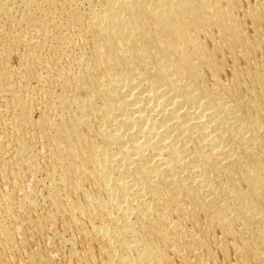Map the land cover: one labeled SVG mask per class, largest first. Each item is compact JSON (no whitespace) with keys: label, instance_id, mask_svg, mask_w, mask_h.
Returning a JSON list of instances; mask_svg holds the SVG:
<instances>
[{"label":"bare ground","instance_id":"bare-ground-1","mask_svg":"<svg viewBox=\"0 0 264 264\" xmlns=\"http://www.w3.org/2000/svg\"><path fill=\"white\" fill-rule=\"evenodd\" d=\"M240 4V0H0V41L7 40L10 46L21 42L1 30L3 23L15 21L18 25L27 22L36 32L45 29L51 32L54 30L51 28L61 25L73 28L83 43L74 50L72 63L77 73L71 75L72 70L69 73L58 68V74L64 76L63 92L58 105H49L51 111L63 112L62 122L52 126L54 121L47 116L40 122L33 120L42 130L38 137L46 142L50 172L48 168L46 171L53 183L46 211L38 214L41 216L38 221L18 217L16 211L26 213L30 204L28 193L22 196L25 199L15 200L18 203L14 210L13 197L0 189V255L5 260L12 262L11 255L20 249L17 232L22 233V242L30 245L23 226H29L31 237L43 240L48 235V226L53 228L63 219L66 230L79 231L90 242L91 248L86 257L79 259L80 264H99L90 254L96 244L104 251L105 258L100 264H197L191 258L206 254L214 259L210 247L213 232L202 227L199 234L191 233L188 223L196 225L205 220L222 235L221 254L227 256L229 250L236 253L233 243L240 232L245 258L237 264H264V214L259 215L253 207L254 197L237 187L240 176L244 186L253 187L255 198L264 199V131L260 130L264 123L261 104L264 92L260 98L253 93L245 99L237 76L231 85L222 84L223 73L205 55L201 40L202 35L214 30L221 39L228 38L226 44L222 42L216 47L219 55H233L236 46L242 45L243 53L236 57L237 61L264 50V37L257 29L264 20V3L249 13L255 25V48L242 30L227 21ZM65 8H70L69 16L65 15L67 19ZM67 42L63 36L60 45L52 47L51 54L44 44H33L30 40L24 43L27 53L20 72L22 80L35 77V68L39 67L47 72L49 83L57 82L53 65H57L56 58L67 52ZM205 70L209 71L211 81L204 77ZM15 75L13 72L2 76L0 90ZM246 76L251 89L258 85L264 89V73L247 71ZM37 80L39 83L40 79ZM20 106L21 122L33 127L30 106L24 101H20ZM18 141L22 150L33 146L32 140L29 144L24 138ZM39 155L35 154L31 163L27 161L28 168L45 163ZM17 162L22 161L7 164L11 163L9 168L20 179L24 168ZM34 215L37 216L35 211ZM69 238L63 241L60 238L63 245L71 243ZM45 251L33 250L27 264H53ZM237 255L240 257V253Z\"/></svg>","mask_w":264,"mask_h":264},{"label":"rangeland","instance_id":"rangeland-1","mask_svg":"<svg viewBox=\"0 0 264 264\" xmlns=\"http://www.w3.org/2000/svg\"><path fill=\"white\" fill-rule=\"evenodd\" d=\"M241 1V4H240V7H239V9H238V11L235 13V15L234 16H232L231 18H229L227 21L229 22V23H231V24H233L234 26H235V28H238V29H240V30H242L243 31V33H244V37L248 40V42H250L251 43V46L252 47H257V39L255 38V36H254V30H255V25H254V23H253V21L252 20H250V18H249V13H250V11H251V9H253L255 6H257L258 4H262V3H264V0H240ZM68 11V13H66L67 11ZM70 12V8H65V14H64V16L65 15H68L69 16V13ZM35 13L36 14H38V8H36L35 9ZM21 15L19 14V17H20ZM68 16H65L64 17V19H67L68 18ZM9 22V23H8ZM261 22V24H259L258 25V27H257V29H258V32L259 33H261V35L264 37V20H262V21H260ZM10 23H15V24H10ZM27 22H25V23H23L22 25H18L15 21H7V22H5V24L3 23V26H2V31L4 32V35H5V32L7 33V35L6 36H10V33H11V35H13V36H16V38H18L19 40H21V42H19L18 44H13L14 46H10L9 44H8V41L7 40H2V41H0V51H2L1 50V48L3 49V53L2 52H0V62H2L3 61V63H2V67H0V78H2V76L4 77V76H8V75H10V74H12L13 72L14 73H17V75H15V76H10V77H12V79L10 80V81H8L7 82V85H6V82L4 83V85L2 86V89H3V91H2V89L0 90V96H1V98H2V96L4 97V99H1L0 98V136L2 137V139H3V142H0V150H1V152H0V182L2 183V184H4L3 186H2V184L0 183V186H2L0 189L1 190H3V192H6V193H8L9 192V195H11V197H13V199H14V201L16 200V201H20V200H22V199H25V197L23 198L22 196H26V194H27V198L28 197H30V199H31V201H30V204H28V206H26V208H27V211H26V213L24 212V210H22V211H16V214H17V216L18 217H22V218H24L25 220H27V221H32V220H34V221H38L40 218H41V216H39V215H42V214H44V212L46 211V209H47V206L46 205H48V202H49V200H50V197H51V195H50V193H51V183H52V181L51 180H49V175H50V167H49V165L48 164H50L49 163V161L47 162V160H49V158H48V156H46L47 154H46V142L43 140L41 143H40V141H41V139H40V137H38L39 135H40V133L42 132V130H41V128H40V126L38 125V122H40V120L42 119V117L44 118L45 116H47V117H49L48 119L49 120H52V121H54V122H52V121H50V122H52V126L53 125H55V126H57L58 124L60 125V123L62 122L61 121V119L63 118V116H64V114H62L63 112L62 111H59V110H53V111H51L50 110V105L49 104H56V105H58L57 103L59 102L58 101V98H59V96L62 94V92H63V90H62V86H61V84H62V82H63V78H64V76H63V78L58 74V68H60V70L62 69H67V71L69 70L70 72H71V70L73 71V72H69L71 75H73V73L75 74V73H77V70L74 68V66H73V64L74 63H72L73 61L75 62V56H74V54H76L75 52L77 51V49H78V47H80L81 45H83V43H81V41H80V39L81 38H79L78 36H77V31L75 30V29H73V28H68L70 31H68V29H65V27H63L62 25V27L60 26V27H57V28H51L53 31H46V29L45 30H42V32L41 31H39V30H37V32L35 31V29L33 30V29H30V27L26 24ZM13 25H14V30H13ZM16 26V27H15ZM3 27H5V28H3ZM10 27V28H9ZM19 27H21V28H19ZM7 28V29H6ZM9 28V29H8ZM25 29H27V31L25 30ZM61 29V30H60ZM6 30V31H5ZM32 30V31H31ZM13 31V32H12ZM30 31L31 32H33L32 34H30ZM45 31H46V34H45ZM59 31V34L57 33V32ZM61 31V32H60ZM16 32H18V34H19V32H20V34L19 35H17V33ZM39 32V33H38ZM71 32H73V33H75V34H73V33H71ZM15 33V34H14ZM24 33V34H23ZM35 33V34H34ZM41 33V34H40ZM48 33V34H47ZM50 33V34H49ZM54 33V35H52ZM56 33L58 34V35H56ZM65 35H64V34ZM21 34H22V37H21ZM67 34H70V35H67ZM24 35V36H23ZM28 35H29V37H28ZM47 35V36H46ZM17 36H19V37H17ZM40 36H42V37H40ZM46 38H45V37ZM54 36V37H53ZM56 36V37H55ZM66 37V42H67V46H68V50H67V52L63 55V56H59L58 58H56V61H57V65H53V71H55L54 73H55V75H57V82H53V83H49L48 81H47V77H48V75H47V72H45V70H42L41 68L39 69V67H38V69H37V67L35 68L36 69V72H35V77H30L29 79H28V81L27 80H22V78L23 77H21L20 76V72L22 71V66H23V64H24V62H25V55H26V53H27V49H26V47H25V45H24V43H26L27 41H29L30 40V42H32L33 44H40V45H42V44H44L45 46H47L46 47V51L49 53V54H51V49H52V47L53 46H57V45H60V43H61V38L62 37ZM69 36H72V38L70 37L69 38ZM47 37H48V39H47ZM60 37V38H59ZM45 38V39H44ZM49 38L51 39V41L52 42H50V40H49ZM31 39H33L32 41H31ZM39 39H40V41H39ZM24 40H27V41H24ZM38 40V42H36ZM201 40L203 41V43H204V45H205V55L209 58V59H213L215 62H216V64H217V67H218V69L219 70H221L222 71V76L220 77V82L222 83V84H224V85H231L232 83H233V81H234V77L235 76H237L238 78H239V83H240V85H241V89L244 91V94L242 95L245 99H247L248 97H249V95L250 94H253V93H255V95L257 96V97H261V95L263 94V92H264V89L260 86V85H258V86H256L255 88H250V86H251V84L249 83V80H248V78H247V76H246V72L247 71H260V73H264V50H261V51H257V53L253 56V57H251V58H246V57H244V58H242V59H240V60H236V57L237 56H240L242 53H243V46L241 45V46H236V48H235V52L233 53V55H231V54H229V53H226V54H221V55H219V54H217L216 53V47L220 44V43H222V42H224V44H226L228 41H229V39L228 38H226V40H223V39H221V37H220V34L216 31V30H214V31H212L209 35H202L201 36ZM42 41V42H41ZM79 42L78 44L76 43V42ZM69 42H70V44H69ZM73 42V43H72ZM75 42V43H74ZM72 43V44H71ZM4 45H6V46H4ZM21 45H22V47H21ZM76 45V46H75ZM77 45H78V47H77ZM21 47L22 48V50H25V51H22L21 50V48H19V47ZM77 47V48H75V47ZM9 47V48H8ZM12 47H14V48H12ZM18 49H19V51H18ZM72 49V50H71ZM9 50H14L13 52H15L14 54L12 53V51H9ZM15 50H17V51H15ZM74 50H76V51H74ZM8 51V52H7ZM11 53V55H10V53ZM24 54H23V53ZM70 53V56H68L69 55V53ZM6 53V54H5ZM3 54V55H2ZM5 54V55H4ZM9 54V55H8ZM68 54V55H67ZM1 56H3V57H1ZM10 56V57H9ZM20 56H23V57H20ZM68 57V60H67V57ZM65 57H66V59H65ZM74 58V60H73V58ZM7 58V59H6ZM24 60H23V59ZM20 59H22V60H20ZM61 59V60H60ZM7 62H8V66H6L7 65ZM60 62V64H58ZM71 63V66H70V63ZM34 63V62H33ZM66 63H68V67H67V64ZM6 64V65H5ZM64 64V65H63ZM10 65V66H9ZM61 66V67H60ZM66 66V67H65ZM4 67V68H3ZM6 67V68H5ZM8 67V68H7ZM13 67V68H12ZM72 67V68H71ZM4 70H8V71H3V69ZM57 68V69H56ZM13 69H14V71H13ZM42 72H41V71ZM61 70V71H62ZM65 70H63V71H65ZM38 71V72H37ZM3 72V73H2ZM5 72V73H4ZM39 73H41V74H39ZM53 73V74H54ZM18 74H19V76H18ZM42 74H44L43 76L44 77H42L43 79H45V81H43V79L41 78V75ZM46 74V75H45ZM37 76V77H36ZM60 76V77H59ZM204 77L206 78V79H208L209 81H211L212 80V78H211V75H210V73H209V71L208 70H205L204 71ZM40 79L39 80V83H38V80H37V82H36V79ZM22 80V81H21ZM34 80V81H33ZM42 80V81H41ZM59 80V81H58ZM21 81V82H20ZM25 81V82H24ZM61 81V82H60ZM47 82V83H46ZM10 83V84H9ZM37 83H38V85H37ZM40 83H42V85L40 84ZM16 84V85H18V88H15L14 87V85ZM23 84V85H22ZM46 84V85H45ZM56 84V85H55ZM53 85V86H52ZM26 86H27V88H26ZM6 89H5V88ZM9 87V88H8ZM33 87V88H32ZM46 87V88H45ZM213 87H214V85H213ZM35 88V89H34ZM40 88H42V89H40ZM12 89H14V91H11ZM37 89V90H36ZM47 89V90H46ZM59 91H58V90ZM18 91V93H20V94H18V93H16L17 91ZM33 90V91H32ZM20 91V92H19ZM31 91H32V93H31ZM44 91V92H43ZM2 92H5V94H3ZM25 92H26V96H25ZM36 92V93H35ZM10 93V94H9ZM14 93H16V94H14ZM48 93V94H47ZM13 95H16V96H13ZM28 95H29V97H28ZM30 95H33L32 97L30 96ZM36 95L38 96V97H36ZM49 95V96H48ZM8 96V97H7ZM11 96H12V99H11ZM52 96V97H51ZM19 97V98H18ZM34 97H36V98H34ZM26 98H27V100H26ZM56 100H55V99ZM6 99V100H5ZM8 99V100H7ZM11 99V100H10ZM36 99V100H35ZM52 99V100H51ZM7 101L6 102V105H5V101ZM17 100V101H16ZM41 100V101H40ZM53 100H55V101H53ZM12 101V102H11ZM14 101V102H13ZM16 101V102H15ZM20 101H24L27 105H29L30 106V108H31V110H32V118H31V120L33 121V120H39L38 122L37 121H33L32 123H33V127L32 126H27V125H25L23 122H21V116H18V115H21V106H20ZM30 101H32V102H30ZM52 102V103H51ZM13 103H14V105H13ZM4 104V105H3ZM10 104V105H9ZM261 104H262V106H264V101L262 100V102H261ZM17 105V106H16ZM35 106H37V107H35ZM16 107H18V108H16ZM39 107V108H38ZM47 107V108H46ZM12 109V110H11ZM16 109V110H15ZM34 109V110H33ZM18 110V111H17ZM250 110L253 112V110L250 108ZM6 111V112H5ZM9 112V113H8ZM2 113H3V115H2ZM45 113H46V115H45ZM48 113V114H47ZM56 114V115H53V114ZM254 113V112H253ZM63 116H62V115ZM7 115V116H6ZM59 115H61V116H59ZM58 116V117H57ZM2 117L4 118L3 120H2ZM16 117V118H15ZM19 117H20V119H19ZM8 118V119H7ZM19 120H18V119ZM52 118V119H51ZM15 119V120H14ZM54 119V120H53ZM4 120H5V123H4ZM10 120V121H9ZM9 121V122H8ZM11 121H16V123L14 122H12L11 123ZM7 122V123H6ZM57 122H59V123H57ZM251 122V121H250ZM9 123H11V124H9ZM55 123V124H54ZM2 124H4V125H2ZM6 124V125H5ZM16 124V125H15ZM9 125V126H8ZM10 125H13L14 126V130L12 129L13 128V126H10ZM37 125V126H36ZM21 126V127H20ZM36 126V127H35ZM23 127V128H22ZM25 127V128H24ZM33 128H34V130H33ZM37 128V129H36ZM12 130V132L11 131H8V130ZM17 129V130H16ZM23 129V130H22ZM27 132V134L25 135L24 134V132L25 131ZM40 130V131H39ZM260 130L261 131H264V123H262L261 124V128H260ZM4 131H6V132H4ZM16 131H18L19 133H21V134H23V135H21L20 136V134L18 133V132H16ZM30 131H32V132H30ZM36 131V132H35ZM52 131H54V130H52ZM23 132V133H22ZM25 132V133H26ZM5 133V134H4ZM32 133V134H31ZM8 134V135H7ZM15 134L17 135L18 134V136H15ZM39 134V135H38ZM4 135V136H3ZM12 135V136H11ZM11 137L10 139L9 138H6V137ZM22 136H33L32 138H25V137H22ZM13 137H14V139H13ZM25 139V140H28L29 142H28V144L30 143V141H31V143H30V145H33V146H31V148H30V150H22L21 148H20V146H19V141L18 140H20V139ZM37 138V139H36ZM1 139V138H0ZM1 139V140H2ZM6 139V141H4ZM16 139H18V140H16ZM30 139V140H29ZM33 139H34V141H33ZM37 140V141H36ZM17 141H18V143H17ZM36 142H38V143H40V144H42L41 146H40V144H38V143H36ZM3 143V144H2ZM12 143V144H11ZM9 144V145H8ZM45 144V145H44ZM3 147H2V146ZM11 145V146H10ZM35 145H37V146H35ZM8 146V149L6 148V147ZM13 146V147H12ZM38 146H39V150H41V148H42V150L40 151L41 152V154L43 153L44 155H41L40 154V152H39V150L38 149H36V148H38ZM14 148H19L20 149V151L18 150V151H15V150H12V149H14ZM32 148H34L33 150H31ZM4 149V150H3ZM36 149V150H35ZM24 151V154H22L21 152L22 151ZM38 150V151H37ZM5 151V152H4ZM11 151V152H10ZM37 151V152H36ZM44 151V152H43ZM36 152V153H35ZM9 153V154H8ZM14 153V154H13ZM18 153V154H17ZM28 153H31V154H28ZM6 154V155H5ZM22 155V157H21V155ZM27 154V155H26ZM36 154V156L37 155H39L41 158H42V160H43V162H45L48 166H46L45 165V163H42L41 161L42 160H40V164L41 165H43V167L39 164V166H38V168H35V169H32V168H28V165L34 160V157H36V156H34ZM17 155V156H16ZM30 155H32V156H30V158H29V156ZM3 156V158H1ZM8 156V157H7ZM16 156V157H15ZM20 156V157H19ZM5 157V158H4ZM10 157V158H9ZM12 157V158H11ZM48 158V159H46V158ZM15 158V159H14ZM23 158H25L24 159V161L26 162H24L23 161ZM27 158H29V159H27ZM7 159H10L9 161L7 160ZM32 161H31V160ZM6 160V161H5ZM22 161V162H17V164L20 166V168L22 167V168H24V175L23 176H21L20 177V179H19V177H17V176H19V175H17V173L14 175V172H15V170L14 169H12V168H9V165L11 164V163H15L16 161ZM29 160H30V163H28L29 162ZM45 160V161H44ZM11 161V163H8L7 164V162H10ZM28 161V162H27ZM28 163V164H27ZM3 166H2V165ZM24 164H26V165H24ZM46 166V167H45ZM249 166H253V164L252 163H249ZM41 167H42V170H41ZM4 168V171L2 170ZM9 168V170L11 169L12 170V172L11 171H9V170H7ZM47 168H48V170H47ZM28 169V170H27ZM30 169V170H29ZM39 169V170H38ZM35 170V171H34ZM49 171V172H47V171ZM25 171L26 172H28V173H25ZM31 171V172H30ZM33 171L35 172V173H33ZM38 171V172H37ZM11 172V173H10ZM16 172H17V169H16ZM30 173H31V175H30ZM46 173H47V176H46ZM49 173V174H48ZM264 173V172H263ZM1 174H3V175H1ZM11 174V176H9ZM28 174V175H27ZM34 174V175H33ZM9 176V178H11V179H8V176ZM26 175H27V177H26ZM37 175V176H36ZM29 176V177H28ZM2 177H4V178H2ZM16 180H14L13 178ZM24 177H25V179H24ZM45 177V178H44ZM48 177V179L46 180V178ZM238 177V182H237V187L241 190V191H243V192H245V194L247 193V194H250V196H252V197H254V199H255V201H253V207H255V209H256V212H260V214L259 215H262V214H264V199L263 200H258L257 198H255V195H254V192H253V187L252 186H244L243 185V183H242V180H241V178H240V176H237ZM44 178V179H43ZM44 181H43V180ZM1 180H4V181H1ZM39 180V181H38ZM40 180H42V181H40ZM37 181V182H36ZM49 181H50V183H49ZM15 182V183H14ZM40 184H39V183ZM42 182H44V184L45 185H47V186H45V185H43V183ZM48 182V183H47ZM34 183H37V184H34ZM21 185V186H18V185ZM39 184V185H38ZM42 184V185H41ZM23 185V186H22ZM37 185V186H36ZM52 185H53V183H52ZM36 186V187H35ZM3 187H5V188H3ZM17 187V188H16ZM22 187V188H21ZM48 187H50V188H48ZM3 188V189H2ZM9 190H8V189ZM15 189V190H14ZM6 190V191H5ZM20 190H21V192H20ZM23 190V191H22ZM33 192H32V191ZM46 190H48L47 192L49 193V194H47V192H46ZM13 191V192H12ZM24 191H26V192H24ZM24 192V193H23ZM31 192H32V194H31ZM13 193V194H12ZM20 193V194H19ZM23 194V195H22ZM29 194L33 197H31V196H29ZM34 194H35V196H34ZM16 195H18V197L16 196ZM47 195H49V196H47ZM36 196L39 198V201H37V199L38 198H36ZM49 197V198H48ZM20 200H19V199ZM42 200V201H41ZM14 202L15 203V205H14V210H16V208H17V203L18 202ZM36 202V203H35ZM38 202H40V203H38ZM31 203H32V205H31ZM37 203H38V205H37ZM44 203H45V205H44ZM35 204V205H34ZM29 206H31V207H29ZM42 206V207H41ZM46 206V207H45ZM37 208V209H36ZM42 210H41V209ZM32 210H34L35 211V214H37V216L36 215H34V211H32ZM44 210V211H43ZM38 211V212H37ZM43 211V212H42ZM21 212H24V213H21ZM37 212V213H36ZM41 212V213H40ZM19 214V215H18ZM39 214V215H38ZM29 215H30V217H29ZM39 216V217H38ZM28 218H29V220H28ZM35 218V219H34ZM37 219V220H36ZM205 219V218H204ZM175 220H178V219H175ZM189 225H188V228H189V232H191V233H194V234H199L200 232H201V230H202V227L203 228H206V227H209V228H211V230H212V232H213V238L212 239H214L213 241H212V243L210 244V247L212 248V252H211V254H213L214 255V259L213 260H211V258H210V255H206V254H202L199 258H197V259H194V258H191L192 259V261L193 262H195V263H197V264H237V262L239 261V262H242V260L245 258V256H244V253H243V251H241L242 249H241V241H240V238H239V236H240V232H237V236H236V241L233 243V247L235 248V250H236V253H234V251L233 250H229L228 251V255L227 256H224L223 254H221L220 253V250H219V247H220V245H221V243L223 242V239H222V235L219 233V231L217 230V228H215V226L213 225V224H207L206 222H205V220H201V222H200V224H196V225H193V224H190V223H188ZM64 224H63V219L61 220L60 219V221L58 222V223H56V226L54 225L53 226V228H52V226L51 227H49L48 226V228L50 229H48V231H47V234L48 235H46V237L42 240V239H39V240H36L35 239V237H31L30 236V231H29V229H27V227L29 228V226L27 225V227H22L21 229L22 230H24L25 229V232H24V234L26 233V235H27V237L30 239H28V243H30V245H29V247H28V245H26V244H24L23 242H22V239H20L21 238V236H22V233L19 231V233L17 232V235H16V241H17V243L19 244V246H20V249L19 250H17V252L15 253V254H13V255H11V254H9L8 253V255H11L12 256V262H10V261H7V260H5V258L3 257V254H1L0 255V264H27V262L29 263L30 262V260H29V258H28V255H29V253H31V252H33V250H36V249H38V248H40V249H42V250H46L45 252L47 253V255H49V257L50 258H52V261H53V264H80V262H79V259L80 258H83V257H86V255H87V253L89 252L88 250L91 248V246H90V242H88V241H86L85 239H84V237L83 236H81V234L79 233V231H77L76 232V230H71L72 232L70 233L69 231L70 230H66L65 228H64V226H63ZM61 226V227H60ZM14 227H16V226H14ZM24 228V229H23ZM57 229V230H56ZM63 229V230H62ZM240 229V228H239ZM56 230V231H55ZM52 233H56L55 235L54 234H52ZM67 231V232H66ZM63 232V233H62ZM18 234H19V236H18ZM52 234V235H51ZM80 236H78V235ZM47 236H51V239H50V237H48L47 238ZM69 238V239H72V241H71V243L70 244H68L67 246H65V244L63 245V243L61 242V239H62V241H63V238ZM32 239H31V238ZM57 237H58V239H57ZM61 239H60V238ZM34 240H35V242H34ZM45 240V241H44ZM47 240H50V241H47ZM60 240V241H59ZM84 241V242H83ZM47 242H49V243H47ZM21 243H22V246H21ZM40 243V246L38 245ZM59 243H61V244H59ZM76 243V244H75ZM46 244V245H45ZM73 244L75 245L74 247H73ZM35 245V246H34ZM42 245V246H41ZM55 245H57V246H55ZM99 246V248H98V246ZM33 247H35V248H33ZM62 249H61V248ZM87 247H89V248H87ZM22 249H25V251L24 250H22ZM74 249V250H73ZM101 249H102V247L99 245V244H96L94 247H92V250H90V254L91 255H93V257L95 258V259H97L96 260V262L97 263H101L102 261H103V259L105 258L104 257V251H103V253H102V251H101ZM25 252V253H22V252ZM78 251V252H77ZM85 251H87V252H85ZM49 252H51V255H50V253ZM75 252V253H74ZM82 252V253H81ZM83 252H84V254H83ZM18 253V254H17ZM28 253V254H27ZM77 253V254H76ZM86 253V254H85ZM237 253H240V257H238V255H237ZM21 255H22V258H21ZM78 255H79V257H78ZM16 257V258H15ZM104 257V258H103ZM212 257V256H211ZM24 258V259H23ZM26 258V259H25ZM71 258V259H70ZM26 260V261H25ZM70 260V261H69ZM2 261V262H1ZM20 262V263H19ZM76 262H78V263H76ZM177 264H179V263H177Z\"/></svg>","mask_w":264,"mask_h":264}]
</instances>
